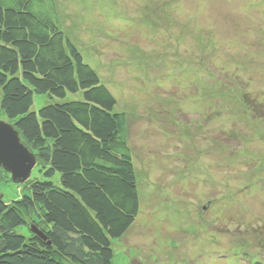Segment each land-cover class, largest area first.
<instances>
[{
  "label": "rangeland",
  "instance_id": "rangeland-1",
  "mask_svg": "<svg viewBox=\"0 0 264 264\" xmlns=\"http://www.w3.org/2000/svg\"><path fill=\"white\" fill-rule=\"evenodd\" d=\"M54 1L128 121L140 208L112 264H264V0Z\"/></svg>",
  "mask_w": 264,
  "mask_h": 264
},
{
  "label": "trees",
  "instance_id": "trees-1",
  "mask_svg": "<svg viewBox=\"0 0 264 264\" xmlns=\"http://www.w3.org/2000/svg\"><path fill=\"white\" fill-rule=\"evenodd\" d=\"M35 95L51 103L33 112ZM116 105L62 32L54 0H0V116L39 172L14 184L16 200L0 195V264H112L113 242L140 208L128 121Z\"/></svg>",
  "mask_w": 264,
  "mask_h": 264
},
{
  "label": "water",
  "instance_id": "water-1",
  "mask_svg": "<svg viewBox=\"0 0 264 264\" xmlns=\"http://www.w3.org/2000/svg\"><path fill=\"white\" fill-rule=\"evenodd\" d=\"M35 166V156L21 143L18 133L0 120V168L10 175L13 184H23Z\"/></svg>",
  "mask_w": 264,
  "mask_h": 264
}]
</instances>
